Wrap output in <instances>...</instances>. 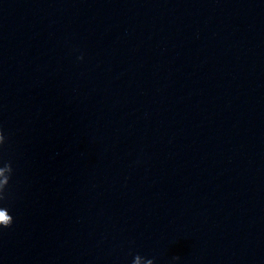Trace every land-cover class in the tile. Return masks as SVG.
Wrapping results in <instances>:
<instances>
[{
  "label": "clouds",
  "instance_id": "obj_1",
  "mask_svg": "<svg viewBox=\"0 0 264 264\" xmlns=\"http://www.w3.org/2000/svg\"><path fill=\"white\" fill-rule=\"evenodd\" d=\"M3 132L0 131V140H3ZM13 224V219L9 222H6L2 227H0V229L2 228H9L11 225ZM136 255H139V254H136Z\"/></svg>",
  "mask_w": 264,
  "mask_h": 264
}]
</instances>
